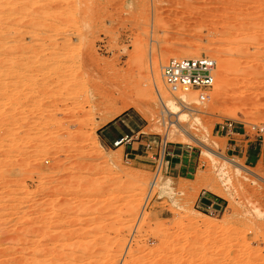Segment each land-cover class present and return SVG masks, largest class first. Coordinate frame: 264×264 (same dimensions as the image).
Instances as JSON below:
<instances>
[{"label": "rangeland", "instance_id": "obj_1", "mask_svg": "<svg viewBox=\"0 0 264 264\" xmlns=\"http://www.w3.org/2000/svg\"><path fill=\"white\" fill-rule=\"evenodd\" d=\"M187 54L215 83L167 114L148 79ZM260 127L264 0H0V264H264ZM173 151L188 179L157 176Z\"/></svg>", "mask_w": 264, "mask_h": 264}, {"label": "built area", "instance_id": "obj_2", "mask_svg": "<svg viewBox=\"0 0 264 264\" xmlns=\"http://www.w3.org/2000/svg\"><path fill=\"white\" fill-rule=\"evenodd\" d=\"M216 66V60L210 57H173L161 66V76L165 86L172 94L191 90L206 92L214 86ZM200 97L204 99L208 95L202 93ZM235 129H237V126L233 122L220 125V130L227 133L233 134L236 132ZM259 130L264 132V127H260ZM150 145V143L147 144L148 147ZM126 156L128 158L129 154H126ZM157 161L155 172L159 176L163 170L168 171L169 168L165 152L163 155H158ZM205 193L203 192L197 207L203 211L217 212V206L207 200L204 196ZM203 198H205V201H203Z\"/></svg>", "mask_w": 264, "mask_h": 264}, {"label": "bare ground", "instance_id": "obj_3", "mask_svg": "<svg viewBox=\"0 0 264 264\" xmlns=\"http://www.w3.org/2000/svg\"><path fill=\"white\" fill-rule=\"evenodd\" d=\"M205 6V5H204ZM203 6V7H204ZM202 7V6H201ZM202 9V8H201ZM213 9V8H212ZM201 12V11H200ZM202 12H205V11H203L202 10ZM201 12V13H202ZM201 13H199V14H201ZM205 13H207V12H205ZM204 13V14H205ZM203 14V13H202ZM202 14H201V16H202ZM208 14H209V12H208ZM206 15V14H205ZM200 16V15H199ZM200 16V17H201ZM182 57H191V55L190 54H187V55H182ZM167 59V58H166ZM152 71L154 72V70H153V68H152ZM151 71V72H152ZM152 72V77L151 76H149L148 78H150V79H148V80H150V85L152 86H154L155 87V89H156V94H158V102H159V104L162 106V111L164 112V111H166L167 112V114H169V113H171V112H177L176 110L178 109V108H180V106L182 107H186V109H189V111H197V110H201L202 109V107L200 106L199 107V105H197L198 104V102H197V96L195 97V95H194V93H190L189 91L188 92H180V93H177V94H180V95H175L174 94V97H172V96H170L169 95V93H167V91H166V89H165V86L163 87V85H161V81H160V76H159V73H158V75H157V73L155 74V73H153ZM161 75V74H160ZM148 76V75H147ZM146 80H147V78H146ZM165 85V84H164ZM152 86V87H153ZM222 86L223 85H221V83H220V88H222ZM154 89V90H155ZM152 90H153V88H152ZM150 92V91H149ZM155 92V91H154ZM222 92H223V90L222 89H219L218 91H217V95H221L222 94ZM157 97V96H156ZM236 97V95H233L231 98H230V101L233 99V98H235ZM237 97L240 99V101H242V100H246V99H248L249 97H247V95L245 94V93H243V94H239V95H237ZM207 98H209V97H207ZM204 99H205V97H204ZM203 99V100H204ZM202 100V101H203ZM206 100V99H205ZM210 102V101H209ZM197 103V104H196ZM200 104V103H199ZM201 104H203V103H201ZM205 104V103H204ZM206 106H208V105H206ZM183 109V108H182ZM184 110V109H183ZM182 110V111H183ZM161 111V112H162ZM178 111L180 112L181 111V108H180V110L178 109ZM181 111V112H182ZM119 111H115L113 114H112V118L115 116V115H117V113H118ZM162 112V113H163ZM166 112H165V114H164V116H163V121L165 122V120H168V121H171L170 119L171 118H169L168 117V119H166V116L165 115H167L166 114ZM184 112H186V110H184L183 111V113H181V115L184 117V116H186V114H184ZM189 113V112H188ZM172 114V113H171ZM190 114L191 113H189V116H190ZM181 115L179 116V117H181ZM168 116V115H167ZM183 117H181V119L183 118ZM192 118V117H191ZM165 119V120H164ZM180 119V118H179ZM185 119H186V117H185ZM194 121V120H193ZM198 123V122H197ZM167 124H168V122H167ZM170 124H171V122H170ZM168 125L167 126V136L169 137V138H167V140L168 139H170L171 141H175V138L173 139V138H171V137H173L172 135H174L175 136V134H181L180 132L183 130V129H185L184 128V126H183V124H181V123H179V124H177L176 125V128L174 127H172L171 125ZM164 127H166V126H164ZM187 131V130H186ZM189 131V130H188ZM187 131V132H188ZM179 134H178V136H179ZM185 134H187L186 132H185ZM190 134V133H189ZM166 135V134H165ZM185 137V136H184ZM183 137V138H184ZM187 137H189V136H187ZM187 137H185V138H187ZM194 137V136H193ZM178 140V139H177ZM201 142V141H200ZM205 142V141H204ZM203 142V143H204ZM207 144V143H206ZM238 167V166H237ZM241 167V166H240ZM157 182V181H156ZM156 182H153L152 184H151V188L149 189V194H151L152 193V191L154 190L153 188L155 187V185L157 184ZM170 183V182H169ZM168 183V184H169ZM169 189V188H168ZM30 230V229H29ZM45 246V245H44ZM91 247V246H90ZM89 247V248H90ZM48 248V247H47ZM42 250V249H41ZM19 251V250H18ZM49 251V250H48ZM28 252V251H27ZM18 253V252H17ZM39 253V252H38ZM43 254V253H42ZM41 255V254H40ZM26 256H24V262L23 261H21L20 262V260H23V258L22 257H19V258H17L18 260H14L15 262H18L19 264L20 263H27L28 264V261H31V259H29L28 260V258H26ZM20 259V260H19ZM26 260H28V261H26ZM38 260V259H37ZM33 261V260H32ZM36 262V261H35ZM17 263V264H18ZM31 262H29V264H30ZM14 264V263H13ZM16 264V263H15ZM32 264H35L34 262H32ZM88 264V263H87Z\"/></svg>", "mask_w": 264, "mask_h": 264}, {"label": "crops", "instance_id": "obj_4", "mask_svg": "<svg viewBox=\"0 0 264 264\" xmlns=\"http://www.w3.org/2000/svg\"><path fill=\"white\" fill-rule=\"evenodd\" d=\"M114 129L115 127L113 125H110L107 128V140L110 142L114 141L115 144L124 146V150L126 152L125 154H129V155L135 154L133 151L135 148L134 145L135 142L131 144V141L128 140L129 134L126 133L125 135L119 136L118 139H114L115 138ZM121 140L123 141L121 142ZM261 142H262L261 153L258 155L256 159V163H258L259 161L264 162V137L261 138ZM247 153H248L247 158L251 159L252 156H251L250 148L248 149ZM168 155H171V160H168L169 162L168 170L170 169L169 171L171 174H173L174 178L188 179V177L193 174L195 170V161L192 159L191 156L185 155L184 152L180 154L179 152H175V151L169 152ZM136 156L138 157V154H136ZM216 199H207V200H209V202L212 203L214 206H218L219 202Z\"/></svg>", "mask_w": 264, "mask_h": 264}]
</instances>
